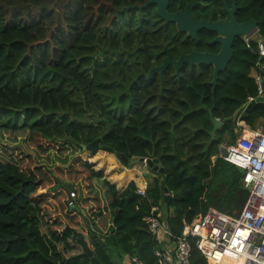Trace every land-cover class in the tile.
I'll use <instances>...</instances> for the list:
<instances>
[{"label": "trees", "instance_id": "obj_1", "mask_svg": "<svg viewBox=\"0 0 264 264\" xmlns=\"http://www.w3.org/2000/svg\"><path fill=\"white\" fill-rule=\"evenodd\" d=\"M143 1L0 0V129L24 135L3 145L31 165L40 153L53 161L28 170L31 165L18 163L21 155L0 157V264H119L124 255L154 263L153 239L141 221L151 203L164 206L174 235L182 220L195 221L209 206L231 213L244 203L241 171L215 155L220 142H234L237 120L254 129L260 119L264 132V102H246L256 94L249 75L255 54L236 37L214 85L211 67L203 64L142 79L174 30L154 4L127 8ZM189 1L168 0L167 8ZM232 1L237 20L254 19L264 42V0H200L192 13L222 19ZM196 35L177 48L217 49L206 42L213 32ZM208 111L231 118L211 140ZM96 138L99 150L158 160L162 173L147 169L155 175L148 198L134 193L132 180L117 191L73 154ZM29 143L33 154L21 150ZM58 152L70 154L57 159ZM92 158L117 186L132 178L113 172L111 154ZM191 257L205 264L195 250Z\"/></svg>", "mask_w": 264, "mask_h": 264}, {"label": "built area", "instance_id": "obj_2", "mask_svg": "<svg viewBox=\"0 0 264 264\" xmlns=\"http://www.w3.org/2000/svg\"><path fill=\"white\" fill-rule=\"evenodd\" d=\"M239 39L256 57L249 72L256 94L246 96L249 102L258 96L264 97V42L257 28ZM235 125L241 133L231 144L220 142L215 156L241 171L240 185L247 191L242 206L231 213L209 206L195 221L182 220L179 233L174 235L159 204L151 203L141 221L153 239L154 263L145 262L136 255H124L119 264H195L191 257L193 250L205 264H264V132L261 127L244 128L239 120ZM219 148L224 149V155ZM149 182L141 177L134 183V193L148 198Z\"/></svg>", "mask_w": 264, "mask_h": 264}, {"label": "water", "instance_id": "obj_3", "mask_svg": "<svg viewBox=\"0 0 264 264\" xmlns=\"http://www.w3.org/2000/svg\"><path fill=\"white\" fill-rule=\"evenodd\" d=\"M197 3V0H192L183 11L174 10L173 12H168L166 9L167 0H146L141 5L138 6H131L128 7H136L137 9H141L145 7L147 4H154L155 5V13L156 15L163 20L164 23L171 22L174 24L175 29L178 32H185L187 37H190L194 41H197L198 37L196 32L200 29H206L208 31L215 32V36L207 41L209 44L213 42L219 43V48L217 52L210 53L208 51H190L188 53H183L178 55L176 59H171L170 56L167 54L160 65L153 66L148 69L147 74L142 76L144 79H148L154 72L158 75L162 72V70L167 65L168 61L171 63L174 73L177 74L179 68L182 64L186 63L189 65L192 64H203L211 67V79L209 83L214 85L217 78L218 73L222 72L228 61L232 57V43L234 38L239 37L244 34H248L251 30L256 28V21L252 18H248L247 20L237 22L234 18V10L235 5L232 1L230 7L224 6V11L226 13V20L224 21H212L211 19H196L194 15L191 13L192 7ZM264 88V85H263ZM253 101L257 102H264V97L258 96ZM209 121L211 123V130L208 131L210 136V140L213 138V134L216 129H218L222 122L225 120H230V117H225L222 119L214 118L211 116L210 111H208ZM99 139L96 138L91 142L81 145V148L89 149L91 151H96L99 149ZM108 152L112 153L111 149H106ZM222 155H224V149L219 148ZM115 157L119 160V162L126 166L128 164V160L131 156H124L120 153H114ZM136 158V157H133ZM137 160L143 163L147 168H150L152 171L162 173V167L160 166L157 159H150V158H143L137 157ZM163 189V201L166 202L168 199V194ZM84 255L89 256L90 251L85 246V243L82 241Z\"/></svg>", "mask_w": 264, "mask_h": 264}, {"label": "rangeland", "instance_id": "obj_4", "mask_svg": "<svg viewBox=\"0 0 264 264\" xmlns=\"http://www.w3.org/2000/svg\"><path fill=\"white\" fill-rule=\"evenodd\" d=\"M141 75H143V74H141ZM140 75V76H141ZM236 129V138H237V136L241 133V131H238L239 129L238 128H235ZM19 132H21V133H24L23 131H19ZM243 134H245V133H243ZM7 135H9V136H7ZM24 135L23 134H20V133H17V131H13L12 133H10V134H7V130H4V129H0V157L1 158H8L9 160H17V157L19 156V155H21V153L22 152H17V151H15L14 149H12V150H10V149H8V148H6V146H4L3 144H5V143H13V142H15V141H17V140H19L20 138H22ZM231 144V143H230ZM29 147H27V148H24V147H22L21 148V150L24 152L25 151V153H29V154H33V153H35L36 152V150H34L33 149V144L32 143H29ZM69 152H71V151H69ZM75 153V155H77L81 160H83V161H86V162H88V163H90L91 164V167L93 168V169H95V170H98V171H101V173H102V175H104L105 176V178L107 177L108 179H109V176H108V174H106V172L104 171V169H103V167L105 166V165H102L101 167L99 166V165H97L95 162H93L94 160H92V159H94V158H92L95 154H104V153H111V152H108V151H103V150H96V151H91V150H89V149H85V148H82L81 150H75V151H73V154ZM70 154V153H69ZM69 154H66L65 152H58L57 153V159L58 158H60V159H63L64 157L66 158V156L67 155H69ZM113 154V153H112ZM114 155V154H113ZM21 161H18V163H19V165H21V167H24L25 169H26V167H27V165H31L30 164V162L29 161H25L24 160V157L21 155ZM114 157H115V155H114ZM64 158V159H65ZM34 164H33V162H32V165L31 166H29V169L28 170H32V168L34 167V165H38V164H41V163H44V164H46L47 166H52V164L51 163H53V161H50V159L49 158H47L46 157V155H44V153H40V155L38 156V155H36L34 158ZM115 162L117 163H119V164H121L120 162H119V160L115 157ZM55 162H59V161H55ZM128 166H130V167H134V168H136V167H141L142 169H143V175H144V177L145 178H147V179H149V181L151 182V180H152V178L155 176L154 174H151L147 169V167L143 164V163H141V162H139L138 160H137V158H133V157H131L129 160H128V164H127ZM44 168V167H43ZM42 168V169H43ZM65 177H67L68 178V175H66ZM103 177V176H102ZM100 180L101 179H99V180H97V181H95V180H93V182L95 181V183L96 184H100V187H101V182H100ZM107 180V179H106ZM109 181H110V183H112L113 185H115V187H116V189H117V191H120V188H122L123 187V185L125 184V182H123L120 186H117L115 183H113L110 179H109ZM149 182V183H150ZM100 192H102V191H104V187H101L100 189ZM159 206V208H160V211H161V213H162V215H163V217H165V215H166V210L164 209V206L163 205H161V204H159L158 205ZM170 212V211H169Z\"/></svg>", "mask_w": 264, "mask_h": 264}, {"label": "flooded vegetation", "instance_id": "obj_5", "mask_svg": "<svg viewBox=\"0 0 264 264\" xmlns=\"http://www.w3.org/2000/svg\"><path fill=\"white\" fill-rule=\"evenodd\" d=\"M146 1V0H145ZM192 1V0H191ZM191 1H189V2H187L183 7H175V8H173L172 10H170V9H168L167 8V6H166V9H167V11L168 12H173L174 10H179V11H183L184 9H185V7L189 4V3H191ZM144 2V1H143ZM198 3H200V0H197V3L196 4H198ZM232 3V2H231ZM195 4V5H196ZM167 5H168V0H167ZM195 5L193 6V7H195ZM132 6V5H131ZM133 6H138V5H133ZM224 6H226V5H224ZM224 6H223V10H224ZM230 6H231V4H230ZM230 6H226V7H230ZM193 7H192V9H191V13H192V10H193ZM138 10H140V9H138ZM154 11H155V5H154ZM224 13H225V11H224ZM234 13H235V10H234ZM234 13H233V15H234ZM193 14V13H192ZM194 15V14H193ZM194 17L196 18V19H198L195 15H194ZM159 18V17H158ZM234 18L236 19V21L237 22H241V21H238L237 20V18L234 16ZM160 19V18H159ZM207 19H210V18H207ZM199 20V19H198ZM203 20H206V19H203ZM217 21H224V20H226V13H225V16L222 18V19H216ZM212 21H215V20H212ZM162 22H163V20H162ZM171 23V22H170ZM173 24V23H172ZM173 27H174V30H172V31H168V35L170 36V40H167V43H168V46H166V45H163L162 46V49H161V54L159 55V57H160V59H159V61L157 62V63H154V64H152V65H150L149 66V68H151V67H153V66H157V65H160L161 64V62H162V60H163V58L168 54L169 56H170V58L171 59H176L177 57H178V55H180V54H183V53H188V52H190V51H193V50H196V51H208V52H210V53H215V52H217V50H218V48H219V43L218 42H213V43H210V44H214V45H216L217 46V49L216 50H213V49H210V50H208V49H191L190 51H188V52H182L181 51V49L178 47L177 48V44H179V43H181L184 39H186V40H193V39H191L190 37H187L186 35H185V32H178L176 29H175V26H174V24H173ZM212 32V31H211ZM215 32H213V35L210 37V38H208V39H206V42L207 41H209L211 38H213L214 36H215ZM235 39V38H234ZM198 40V39H197ZM194 41V40H193ZM208 43V42H207ZM209 44V43H208ZM232 49V48H231ZM173 68L172 67V65H171V63L168 61V63H167V65L165 66V68L163 69V70H165L166 68ZM148 68V69H149ZM148 69H147V71H148ZM162 70V71H163ZM147 71H146V73L145 74H143V75H141V78L142 79H144L142 76H144V75H146L147 74ZM153 75H157V76H159L156 72H154L150 77H152ZM160 75H161V73H160ZM149 77V78H150ZM148 78V79H149Z\"/></svg>", "mask_w": 264, "mask_h": 264}, {"label": "crops", "instance_id": "obj_6", "mask_svg": "<svg viewBox=\"0 0 264 264\" xmlns=\"http://www.w3.org/2000/svg\"><path fill=\"white\" fill-rule=\"evenodd\" d=\"M243 123V122H242ZM261 124H262V121L260 120V119H258L257 121H256V128H259L260 126H261ZM243 125H244V123H243ZM244 128H248L247 126H245L244 125ZM243 132H245V130L243 131ZM108 154H111L113 157H114V155L112 154V153H108ZM114 159H115V157H114ZM116 161V160H115ZM114 165V163L111 165V166H113ZM125 171H128L129 172V174H131V176H132V178L131 179H127V180H125L124 182H125V184L123 185V187L122 188H120V190H122L125 186H126V184L128 183V181L129 180H132L133 181V183H137L138 182V180L141 178V177H143L144 175H143V169L139 166V167H136V168H134V167H126V166H123L122 164H119L118 162L116 163V167L114 168V173L115 174H118V173H122V172H125ZM106 174H108V176H109V173L108 172H106ZM104 178H105V176L104 175H102ZM106 179L109 181V179L106 177ZM110 182V181H109Z\"/></svg>", "mask_w": 264, "mask_h": 264}]
</instances>
